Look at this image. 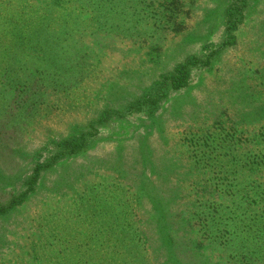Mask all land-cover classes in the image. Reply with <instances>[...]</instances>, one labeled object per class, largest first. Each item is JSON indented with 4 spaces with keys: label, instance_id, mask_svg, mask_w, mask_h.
<instances>
[{
    "label": "rangeland",
    "instance_id": "rangeland-1",
    "mask_svg": "<svg viewBox=\"0 0 264 264\" xmlns=\"http://www.w3.org/2000/svg\"><path fill=\"white\" fill-rule=\"evenodd\" d=\"M30 2L37 10L31 8L26 15L27 2L0 0V208L28 193L24 210L0 217V264H22V256L28 262L25 253L33 239H39L40 228L53 241H71L73 250L61 264H84L89 258L85 250L113 255L109 249H118L115 241L97 242L94 238L110 235L94 231L105 225L117 227L120 221L152 223L153 193L161 201L156 208L163 209V194L156 192L163 188L148 182V176L162 177L163 169L151 174L149 166L137 162L140 148L151 150L147 161L163 164L164 156L174 152L187 132H195L201 120L210 125L215 113L222 116L226 111L215 98L217 90L228 94L226 86L214 84L222 69L236 70L238 65L258 72L264 67V0H247L243 24L230 33L235 39L226 34L225 20L226 8L234 0L71 1L78 19L58 11L57 0ZM47 3L51 9L45 8ZM14 12L32 26L26 34L24 24L20 43L10 41L12 27L4 26L9 19L17 23ZM64 21L75 31L61 30L67 26ZM28 36L47 44L26 43ZM227 40V50L211 69L192 71L190 86L164 99L162 88L155 104L126 111L137 99L144 101V95L154 97L160 79L186 58L203 59ZM106 111L110 116L99 121ZM89 122L98 132L92 130L91 143L62 156L58 172L43 171L36 191L29 192L36 166H44L61 151L59 142L86 132ZM117 193L128 200L123 214L111 198ZM38 217L42 220L35 221ZM53 225L59 227L56 237ZM27 236L32 239L26 243ZM133 239L151 252L148 242Z\"/></svg>",
    "mask_w": 264,
    "mask_h": 264
},
{
    "label": "trees",
    "instance_id": "trees-1",
    "mask_svg": "<svg viewBox=\"0 0 264 264\" xmlns=\"http://www.w3.org/2000/svg\"><path fill=\"white\" fill-rule=\"evenodd\" d=\"M18 1L29 4L24 8L26 15L31 8L37 10L30 0ZM71 1L75 3V0H57L61 9L57 10L69 15V18L73 16V11L76 12V7L70 6ZM50 7L51 4L47 3L45 8L48 10ZM247 7V0H234L226 8V34L229 37L235 39L230 33L243 24ZM16 16L15 25L9 19L4 26L12 27L10 41L20 43L25 37L22 33L24 24L28 30L26 34L31 32L32 26L25 23V19L20 20L21 14ZM61 17L65 15L61 14ZM73 18L81 16L74 14ZM65 23L67 26L63 24L61 30L70 34L75 31L69 27L68 22ZM46 29L49 30L50 26H46ZM28 37L26 43L47 44V41L39 40L38 37L33 41V37ZM228 42L211 50L203 59L186 58L173 73L160 79L155 86L154 97L144 95V101L137 99L134 104L126 107V111L136 109L137 105L155 104L161 99L156 94L162 88L165 89L164 99L169 93L190 86L192 71L196 68L211 69L214 61L227 50ZM235 68L222 69L219 78L214 81L217 87L220 85L228 88L226 96L216 91L218 105L226 110L222 116L215 113L210 125L205 118L201 120L203 124L195 132H187L179 139L180 143L173 147L175 153L171 151L168 157L163 155V164H155L159 161L152 159L153 162L147 161V155L151 153L152 157L151 150L147 151L143 146L140 148V158L135 159L137 162L149 166L151 174L163 169L162 177L152 179V176H148V182L156 185L157 189L163 188V191H156L163 194V209L156 208L161 205L160 197H157L159 194L153 193L151 197L154 221L147 224L141 222L140 225L120 221L119 225L116 223L117 227L112 224L97 229L95 233L110 235L94 238L97 242L99 239H103V243L115 241L118 249H109L115 253L113 255L102 253L99 249L85 250L89 258L84 264H264V67L258 72H253L252 67L247 69L236 65ZM244 101L247 102L246 107L237 105ZM110 114V111L104 112L99 121L106 120ZM94 124L89 122L86 132L57 144L61 151L50 157L44 166H36L28 181L29 192L36 191L44 178L43 171L49 169L58 172L62 156L75 154L91 143L94 137L92 130L98 133L94 130ZM166 139L167 136L163 135V140ZM58 180L62 182L64 178L60 176ZM27 196L28 193L7 208H0V217L24 210ZM111 198L121 206L119 212L124 210L128 202L126 195L117 193ZM36 220L42 219L38 217ZM142 226H147V231L145 229L141 232ZM111 227L115 228L112 232ZM58 228L54 226L51 231L55 237ZM39 231V239L34 238L36 241L31 243L25 253L31 263L24 256L20 260L24 264H61L73 250L71 241L67 238L53 241L48 232L42 228ZM118 231L123 235L119 236ZM89 232L90 227L87 226L86 233ZM129 234L132 238H129ZM133 236L136 242L140 239L148 242L151 252H147L140 243L133 242ZM31 239L30 236L25 237L26 243ZM152 258H155L156 263L151 262ZM8 264L14 263L10 261Z\"/></svg>",
    "mask_w": 264,
    "mask_h": 264
}]
</instances>
